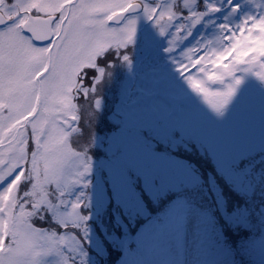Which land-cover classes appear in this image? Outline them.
Here are the masks:
<instances>
[{
  "label": "snow or ice",
  "instance_id": "6c2138e0",
  "mask_svg": "<svg viewBox=\"0 0 264 264\" xmlns=\"http://www.w3.org/2000/svg\"><path fill=\"white\" fill-rule=\"evenodd\" d=\"M0 264H264V0H0Z\"/></svg>",
  "mask_w": 264,
  "mask_h": 264
},
{
  "label": "rangeland",
  "instance_id": "374dc122",
  "mask_svg": "<svg viewBox=\"0 0 264 264\" xmlns=\"http://www.w3.org/2000/svg\"><path fill=\"white\" fill-rule=\"evenodd\" d=\"M230 59V58H229Z\"/></svg>",
  "mask_w": 264,
  "mask_h": 264
}]
</instances>
